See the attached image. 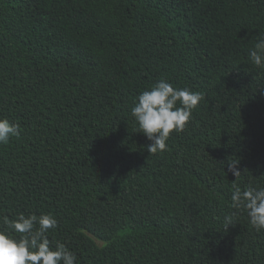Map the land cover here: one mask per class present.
<instances>
[{"label": "trees", "instance_id": "obj_1", "mask_svg": "<svg viewBox=\"0 0 264 264\" xmlns=\"http://www.w3.org/2000/svg\"><path fill=\"white\" fill-rule=\"evenodd\" d=\"M261 38L264 0H0V117L23 129L0 227L51 213L77 264H264V230L223 222L232 183L264 186ZM161 79L203 99L151 154L131 107Z\"/></svg>", "mask_w": 264, "mask_h": 264}, {"label": "clouds", "instance_id": "obj_2", "mask_svg": "<svg viewBox=\"0 0 264 264\" xmlns=\"http://www.w3.org/2000/svg\"><path fill=\"white\" fill-rule=\"evenodd\" d=\"M254 66L264 69V38L258 39L249 51ZM203 99L201 93L189 88L174 87L161 79L149 89L142 91L131 115L152 142L147 148L151 154L164 152L173 132H182L190 122L194 109ZM19 124L0 117V145H7L11 138L19 137ZM237 161L230 160L228 169L237 180L241 176ZM234 180V181H235ZM229 207L233 210L225 215V228L234 222L236 214L246 212L251 226L257 232L264 230V186L232 183ZM0 227V264H77V257L67 245L49 238V230L58 226L51 213L18 214L15 219L3 217Z\"/></svg>", "mask_w": 264, "mask_h": 264}]
</instances>
